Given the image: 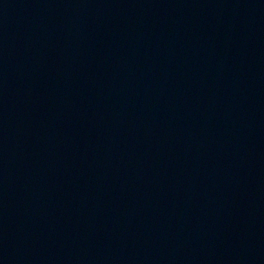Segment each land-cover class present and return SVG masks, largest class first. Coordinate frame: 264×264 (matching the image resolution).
I'll use <instances>...</instances> for the list:
<instances>
[{
    "label": "water",
    "instance_id": "water-1",
    "mask_svg": "<svg viewBox=\"0 0 264 264\" xmlns=\"http://www.w3.org/2000/svg\"><path fill=\"white\" fill-rule=\"evenodd\" d=\"M0 264H264V0H0Z\"/></svg>",
    "mask_w": 264,
    "mask_h": 264
}]
</instances>
